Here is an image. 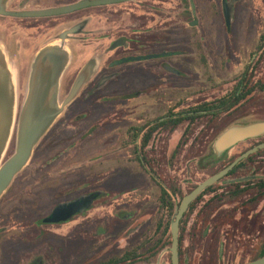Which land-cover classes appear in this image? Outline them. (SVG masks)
Returning <instances> with one entry per match:
<instances>
[{
    "label": "rangeland",
    "instance_id": "rangeland-1",
    "mask_svg": "<svg viewBox=\"0 0 264 264\" xmlns=\"http://www.w3.org/2000/svg\"><path fill=\"white\" fill-rule=\"evenodd\" d=\"M165 1L167 3L164 5L167 8L163 14L150 12L143 15L150 20L148 31L151 39L155 38L158 41L167 37L171 43L151 46L149 49L156 51L179 47L182 54L170 58L169 65L180 71V75L168 74L166 70L159 69L157 64L161 63V59H154L129 64L133 74L130 75L129 81L124 76L126 65H123L118 69L123 73L109 80L105 86L108 90L99 93L98 98L105 101H97L93 105L79 101L85 97L84 94L89 87L84 86L77 98L66 106L64 112L54 119L41 136L27 165L14 176L10 188L1 195L2 260L8 258L12 260L9 264H17L20 256L35 250L38 242L33 237L35 233L24 228L25 224L36 221L56 203L72 198L75 193L102 187H108L109 191L105 207L92 209L86 216L59 228L44 227L46 234L49 233L48 235L59 244L66 246L67 253L72 252L74 258H83L87 254L93 258L98 249L106 243H112L110 249L113 253L119 249L117 245H120L123 252L139 245L146 237L160 238L162 228L157 230L156 228L161 215L166 222L168 221V216L164 217L163 209L158 202L160 191L137 160L130 162L136 159L132 148L127 146L121 149V138L117 140V137L123 134L127 125L128 127L137 125L138 119L139 123H142L143 120L161 115L165 111L161 103L171 105L177 103L178 110H182L201 101L211 102L222 98L234 89L242 74L248 70L247 88H251V93L230 111L218 116L198 117L183 122L173 133L163 132L154 136L155 140L151 143L152 148L147 151V156H152L155 161L158 177L165 184L173 185L172 200L175 203H179L197 183L204 181L220 167L219 163L210 167L202 165L205 162L203 158L209 155L212 142L219 133L236 122L264 121V91L257 85H264V48L254 59L256 47L264 38V0H231L232 19L229 33L225 31L222 0H183L181 12H176L180 0ZM191 3L193 8H190ZM130 4L131 1H126L105 6L117 10L112 17V20L116 21L117 29L129 24L130 16L125 8ZM136 15L141 16L142 13L136 12ZM194 19H197V24L191 26ZM1 20L2 23L14 21L5 17H1ZM92 24L89 26L92 27ZM63 28L64 25L58 30ZM105 30L102 29V32ZM179 30L180 45L174 41ZM31 32L33 31L23 30L22 36H27ZM48 41L46 36L41 37L35 49L28 51L21 49L16 59L0 42V54L4 57L5 64H9L15 98L8 143L1 154L0 165L15 151L18 116L27 95L33 60ZM67 47L63 75L76 77L82 67L90 64L87 62L93 59L90 56H94L96 52L92 50L88 53L87 50L92 49L91 46L77 51L71 46V41ZM91 62L94 63L93 69L101 70L106 62V56L99 64L95 59ZM141 68L148 70L146 78L139 76ZM68 91L69 89L62 85L61 79L59 104ZM137 92L142 93L137 96ZM132 93H136V97L125 104V97ZM107 100L113 102H106ZM180 138L181 148L175 153L172 162L170 150L174 145L176 148ZM260 139H264V136L244 140L228 151L231 155L239 154L258 143ZM125 159L126 167L121 165ZM167 160L169 166L166 164ZM100 162L105 165L104 172L98 174L92 187L82 189L79 187L80 190L78 188L75 193L67 189L60 194L61 188H56L57 185L53 184V179L62 174L73 191L76 188L74 184H70L73 181L69 172L77 167V163L87 165ZM119 167L122 169L118 172L116 169ZM247 169L218 182L216 186L219 192L226 190L233 182L245 183L264 178V153L262 157L255 158V162ZM209 197L206 196L204 200ZM247 198L248 195H245L235 202L224 201L221 204L215 202L207 208L204 202L199 203L184 232L180 264H218L217 256L221 254V261L224 263H241L247 260L249 254H253L264 241V196L254 204L243 203ZM15 199L22 205H17ZM85 222L91 224V229L99 222H107L109 234H93L86 238L83 234H77L76 243L69 250L72 245L71 241L67 240L69 230L73 232ZM204 230L206 234H203ZM118 238H121L119 242ZM67 253L63 256L65 257ZM158 260L159 264H171L166 249L162 248L154 261L140 264H156Z\"/></svg>",
    "mask_w": 264,
    "mask_h": 264
},
{
    "label": "flooded vegetation",
    "instance_id": "flooded-vegetation-1",
    "mask_svg": "<svg viewBox=\"0 0 264 264\" xmlns=\"http://www.w3.org/2000/svg\"><path fill=\"white\" fill-rule=\"evenodd\" d=\"M80 1L83 0H4V5L7 10L23 11V10H32V9H46L57 6L63 7V6L71 5L73 3H78ZM126 1H131L132 3L125 8L126 13H128V15L130 16V20L128 21L129 24L126 25L124 28L117 29L116 21L112 20V17L114 16L113 13L117 10L105 6L117 5L119 3ZM126 1L118 2L114 4L113 3H104L98 5L93 4L79 8L77 10L75 9L68 13L59 14V15L55 14L49 16H41V17L39 16L14 17V16H4L0 14V42L1 44H3L5 50L9 52L11 51L13 53V58L16 59L18 57V54L21 53V49L27 51L30 49H35L41 37L46 36V39L49 40L45 44V47H47L55 43L56 41L57 42L60 41V36H61L60 34L65 29H68L73 26H78L76 31L74 30L73 33L68 35V38L66 40V46L70 41H71V46H73L74 49H76L77 51L87 46L88 47L91 46L92 49H88L87 51L88 53H90L92 50L96 52L94 56H90V57L95 59V62L97 61L98 64L99 61H101L106 56V62H104L103 69L101 70L93 69L94 63H92L93 61L91 62V60L93 59L87 62L90 63L88 64L89 72L86 78L83 80L76 96L71 98V100L67 104H65L61 114L64 112L66 106L77 98L80 91L86 85H89V87L86 89V94H84L85 97L80 98L79 101H83L82 103H87L92 105L97 101H105L102 99L100 100V98H98L99 93L108 90L105 88V86L107 85V82L109 80H113L115 79L116 76L121 75L123 73L121 70L120 71L118 70L123 65H126L124 76L126 77V79H129V81L131 77L130 75H133L132 70L130 69L131 67L128 66L129 64L131 65L133 63H137L141 61H150L154 59H161V63L157 64L159 69L166 70L168 74L180 75V71L175 70L169 65L170 63L169 59L181 55L182 54L181 49L177 47V48H164V49H158L156 51L154 50L150 51L149 48L151 46L153 47L155 45L161 46L165 44H170L171 40L168 39L167 37L161 38L158 41L155 38L151 39V34L148 31L150 26L149 25L150 20L148 17L143 15V13L150 14V12L163 14L164 12H166L167 6H165L164 4H166L167 1L165 0H126ZM230 1L231 0H222V7L224 9V5L227 6L228 8L227 11L229 15V25H228L224 15V11L222 9L223 18L226 27L225 28L226 33H229L231 28L232 9H231ZM137 2H141L143 4L140 5L137 4ZM179 4L180 6L176 8V12L182 11L183 0H180ZM92 10H94V12ZM136 12L137 13L140 12L142 13V15L141 16L136 15ZM1 17L12 18L14 19V21H10L8 23H2ZM91 23H93L92 27L89 26V24ZM192 23L191 26H194L192 25ZM63 25L65 26V28L58 30ZM102 29H106V30L102 32ZM23 30H31L33 32L23 37L22 36ZM135 30H139V31L141 30V31L137 32ZM180 34L181 33L179 30L176 36L177 38L174 39L175 43L176 41L177 44L179 42V45L181 44ZM261 43L263 44V46L260 47ZM63 45L64 44L61 42V46ZM256 48L257 50H256V54L254 53L255 54L254 59L256 55H258V52H260L264 48L263 39L260 40V43ZM154 54H159V56L151 59L143 57L146 55L149 56ZM79 55H81V53ZM134 57H143V58H141L140 60L129 59ZM83 68L84 67L80 69L76 77L74 75L66 77L62 73L61 75L62 85H65L66 88L69 89V91L67 92L66 96L62 98L60 104L66 99V97H68L73 83L78 78ZM247 72L248 70H245L244 73ZM147 73L148 70L146 68H141V71L139 72V76L145 77ZM241 79L242 77L239 79V81ZM140 93L142 92H137L138 95L136 93H132L130 95L128 94L127 95L128 97H125L126 98L125 104H128V100L135 98L136 95L140 96L139 95ZM108 101L113 102L110 100H107L106 102ZM208 103H210V101L208 102L201 101L198 104L190 105L187 106L186 108H182V110H178L179 106H177V103H174L173 105H171V103L170 104L161 103L163 104L165 109V111L161 115L152 118L150 120H146V121L143 120L142 123H139V119H138L137 125L130 127H128L127 125V128L123 132V134L117 137V140L121 138V142H120L121 149L127 148V146L132 148V151L136 159L130 160V162H136L137 160L139 165L145 170L146 172L145 174L148 175L153 181V184L156 187H158L160 191L158 193V202L161 209H163V207L161 201L162 199L160 196H161V192L165 191L166 208L162 210L164 213V217L168 216L172 204L173 185L171 184L167 185V183L165 184L161 180V178L158 177V175L156 174L157 165L155 166V161L153 160L152 156L150 157L147 156L148 155L147 151L150 148H152L151 143L155 140L154 136L163 132H167L170 134L176 131L177 128L176 119L178 118L180 112L192 111L198 106L200 105L203 106L204 104H208ZM8 104L9 103H6L7 107ZM202 112L206 114V111H202ZM145 117L146 114H144L143 118ZM189 121L190 120H186V121L183 120L181 124L183 122L185 123ZM91 129L93 130V128ZM180 142H181V138L176 148L174 145L173 149L170 150L171 151L170 159L172 160V162L175 153H177L181 148V146H179ZM122 161L123 162L121 165L126 167L125 164L127 162L126 159L125 161L124 160ZM102 163L103 162L87 164V165H82L81 163H77L78 164L77 167L73 169V171L69 172L71 180L73 181L70 184H74L76 188L73 189V191H72V187L68 186V183H66V177H62V174L53 179L54 181L53 184L57 185L56 188H61L59 189L60 194L66 192L67 189L72 193H75L79 187H81V189L83 187L85 188L92 187L95 178L99 176L98 174L104 172L103 168L105 165ZM166 164L169 166L168 160ZM121 169L122 168L119 167L116 170H118L119 172ZM101 175H103V173ZM11 185L12 182L8 188H10ZM108 192H109L108 187L107 188L102 187V189H96V190H90V189L84 191L82 190L80 191L79 194L77 193L73 194L72 198L70 197L68 199H64L56 203L53 207H51L48 210V212L43 214L36 221H33L28 225L25 224L24 228H26L29 232L34 231L35 235H33V237L37 239L38 242H36L37 246L35 247L34 251L29 252L28 254H24L23 256H20L16 263L17 264H122V260H121L122 251L119 247L120 245L116 246L119 249L113 251V253L111 252L110 249L112 243H108V244L106 243L105 245L101 246L98 249V251L96 252L93 258L88 257V254L83 258L80 257L74 258L73 253L69 252L68 254L67 247L59 244L57 240L53 239L52 237H50V235H48L49 233L46 234L45 232L46 229L44 228L50 226L57 228L62 227L69 222L71 223L75 222L78 218L86 216L88 211L90 212L92 209H98L104 206V204L107 203L108 200L107 199ZM105 199L106 201H104ZM14 202H16L17 205H22L21 202H19L17 199H15ZM159 210L160 209L158 208V212ZM160 221H162L163 223L166 222L162 217V215L159 219V222ZM107 227H108L107 222H99L96 224L95 227L91 229V224L89 225L88 223L85 222V224H83L81 227L75 228L73 232L69 230L70 234L67 235V240L69 239L72 243L71 247H69V250L73 248V246L75 245L76 243L75 236L77 234L78 235L83 234L85 238L88 237V235H93V234L108 235L109 230ZM203 234H206V230L203 231ZM114 239H116V237ZM120 239L121 238H118L117 242H119ZM262 243H264V241ZM78 248L79 247H77V249ZM64 253H67L65 257L63 256ZM1 257H0V264H9L12 261L11 259L8 258L2 260Z\"/></svg>",
    "mask_w": 264,
    "mask_h": 264
},
{
    "label": "water",
    "instance_id": "water-1",
    "mask_svg": "<svg viewBox=\"0 0 264 264\" xmlns=\"http://www.w3.org/2000/svg\"><path fill=\"white\" fill-rule=\"evenodd\" d=\"M126 0H83L78 3L63 7H51L46 9L32 10H7L4 0H0V14L4 16H49L59 15L77 10L88 5H98L104 3H118ZM193 7V4H191ZM227 6L224 5V15L229 25V15ZM197 23L193 20L192 25ZM78 26L65 29L60 35V41L43 48L33 60L30 78L28 79L27 95L24 98L20 115L18 116V126L16 133L15 151L0 165V197L11 184L14 176L18 174L28 163L35 144L41 136L45 134L54 119L59 116L71 98L75 97L83 80L86 78L89 68L84 67L78 78L73 83L68 97L59 104V84L61 75L67 61L66 40L68 35L77 30ZM61 42L64 44L61 46ZM159 54L146 55L144 58H156ZM143 57L129 58L130 60H140ZM128 60V59H126ZM9 64H5L4 57L0 54V157L6 149L8 134L11 128V118L14 114V93L13 83L10 74ZM12 85V86H11ZM8 101V102H7ZM8 104V107L6 105ZM8 109V111H7ZM264 136V121H250L246 123H233L225 128L214 138L211 146L212 155L208 161L216 160L226 153L235 144L250 138ZM264 148V140L253 145L236 157L227 167L210 175L201 183L199 182L190 192L185 194L177 207L174 220L171 222L170 234L172 238L171 264H180L179 261V226L185 211L199 193L227 175L240 160L248 157L254 152ZM156 264H159V260ZM243 264H264V256L250 260Z\"/></svg>",
    "mask_w": 264,
    "mask_h": 264
},
{
    "label": "trees",
    "instance_id": "trees-1",
    "mask_svg": "<svg viewBox=\"0 0 264 264\" xmlns=\"http://www.w3.org/2000/svg\"><path fill=\"white\" fill-rule=\"evenodd\" d=\"M247 84H248V79H246V73H244L242 79L238 83H236L234 89L224 98H218L214 101H211L208 104H204L203 106L200 105L197 108L193 109L192 111L180 112L178 118L176 119V126L178 127L183 120L192 121L198 117L218 116L219 114L221 115L222 113H226L230 111L232 107H234L238 102L239 103L242 102L251 93V88H247ZM257 85L260 88V90L264 91V85H259V84ZM202 111H206V114H204ZM263 140L264 139H260L258 143L262 142ZM242 153L243 152L239 154L236 153L231 155L229 151H227L220 158L216 160L208 161V158L212 155V150H210L209 155L203 158L205 162L202 165L203 167H210L211 165H217L219 163L220 167L219 168L217 167L218 169L214 172L216 173L227 167L236 157H239ZM263 153H264V148L259 150L258 152L252 153L248 157L237 162V164L231 169V171L227 175H225L220 180L207 187L202 193H199L197 197L192 201L189 208L187 209V211H185L182 219L180 220L179 247H178L180 262L182 258L184 232L192 213L197 209L199 203L204 202L205 203L204 206L205 208H207V206L210 207L215 202H219L220 204L223 203L224 201L225 202L227 201V203L235 202L243 198L245 195H248V198L246 200H243V203L254 204L257 201H259L261 197L264 196V178H260L257 180L256 179L249 180L246 181L245 183L233 182L230 184V186L227 187L226 190H222L221 192H219V188H217L218 186H216V184L218 182L223 181L224 178L231 177L232 175L238 174L241 171L246 170L250 165H252L255 162V158L257 159L259 157H262ZM165 196H166L165 191L161 192L160 197L162 199L161 201H162L163 210L166 208ZM206 196H210V197L205 201L204 198ZM178 204L179 203H175L172 200V204L168 214V221L164 225L162 221H160L157 224L156 230L162 228L161 230L162 236L160 238L146 237L139 245L135 246L131 250H126V251L124 250L121 253L122 264L151 263L156 259L161 248L162 250L166 249L169 262L171 263V253L169 251V247H171L172 238L170 234V229H171V222L174 220L175 212L177 210ZM221 255L219 257L217 256L219 261L218 264H243L250 260L253 259L255 260L259 257L264 256V243H261V245L253 252V254H249L247 260L241 263H235V262L224 263V261H221L222 258Z\"/></svg>",
    "mask_w": 264,
    "mask_h": 264
}]
</instances>
